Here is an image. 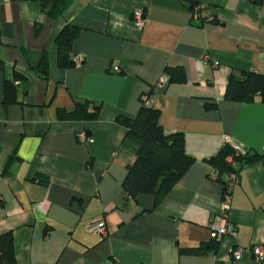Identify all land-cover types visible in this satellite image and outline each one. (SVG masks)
Here are the masks:
<instances>
[{"label":"crops","instance_id":"crops-1","mask_svg":"<svg viewBox=\"0 0 264 264\" xmlns=\"http://www.w3.org/2000/svg\"><path fill=\"white\" fill-rule=\"evenodd\" d=\"M136 8L142 27L131 20ZM65 25L78 28L70 57L82 62L60 68L55 38ZM0 60V234L12 233L16 264H264L249 249L264 247V101L224 98L230 77L264 73V0H71L55 19L41 0H0ZM166 66L183 77L160 83ZM5 81L16 102H4ZM149 93L160 126L181 132L194 158L156 204L145 193L124 198L138 144L115 121L135 116ZM81 102L99 105L95 120L60 116ZM225 143L261 158L236 176L234 233L213 247L208 223L223 189L207 160ZM100 218L105 235L85 230ZM235 246L244 248L238 260ZM192 247L205 249L184 251Z\"/></svg>","mask_w":264,"mask_h":264},{"label":"trees","instance_id":"trees-1","mask_svg":"<svg viewBox=\"0 0 264 264\" xmlns=\"http://www.w3.org/2000/svg\"><path fill=\"white\" fill-rule=\"evenodd\" d=\"M259 4L261 0H251ZM71 3V0H41L42 8L47 12L50 19L60 16ZM198 3L192 2L189 9ZM193 15V14H192ZM78 33V28L65 25L60 29L55 45L57 50V64L60 68L74 67L70 57V47ZM2 62L0 60V68ZM36 72L43 76L47 75L48 66L41 61L36 67ZM167 75V81H178L183 77L181 66L163 69ZM259 94L264 101V73L253 71L243 72L242 79L236 80L230 77L225 88L224 98L230 101L251 102ZM150 96V93L147 95ZM4 102H16L15 88L10 81L4 82ZM206 109L216 108L215 102H205ZM99 105L89 102L76 103L67 112H60L65 120L93 121L97 118ZM160 112L158 109L146 105L143 100L133 117L118 115L116 123L126 130L125 136L134 140L137 144L135 159L127 166L126 175L122 181L124 198H134L139 193L150 194L154 198V204L158 203L168 191L179 181L183 174L193 164L194 158L184 150V137L181 132H166L159 124ZM261 155L256 153H243L228 143H225L219 151L207 160L210 165V173L214 174V180L222 186L228 181L230 175L237 176L246 164L257 161ZM219 240L211 239V245L216 247ZM204 247H192L184 251L192 254H201ZM0 264H16L14 240L11 232L0 234Z\"/></svg>","mask_w":264,"mask_h":264},{"label":"built area","instance_id":"built-area-1","mask_svg":"<svg viewBox=\"0 0 264 264\" xmlns=\"http://www.w3.org/2000/svg\"><path fill=\"white\" fill-rule=\"evenodd\" d=\"M200 6L201 5H197L193 8L192 14L194 17H196V13L199 10ZM131 20L139 27H142L147 22V18L143 10L140 8H136L132 11ZM72 61L75 66H78L82 62V57L80 55H75L74 57H72ZM114 71L118 72V68L114 67ZM166 80L167 78L163 75L160 76L158 79L160 83H164L166 82ZM142 100L146 105H149L150 101L146 94L142 96ZM77 138L80 142L91 141L90 136H88L85 132H79L77 134ZM236 149L241 151L242 153L244 152L241 149L238 148ZM214 177H215L214 174L210 175L211 179H214ZM235 180H236V176L232 174L229 176L228 181L223 186L222 197L220 202L221 211L215 216H213L208 223V228L210 229L211 232L210 233L211 239L220 240L223 236L234 233V225L228 218V211L230 208L231 193ZM85 230L90 233L105 235L106 234L105 221L102 218L91 221L85 225ZM249 249L255 260H261L262 258H264V247H262L261 245H254L249 247ZM243 252H244L243 247L235 246L231 250V256L233 259L238 260L243 256Z\"/></svg>","mask_w":264,"mask_h":264}]
</instances>
